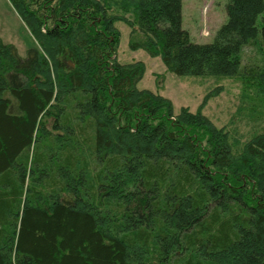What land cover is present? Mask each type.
I'll use <instances>...</instances> for the list:
<instances>
[{
	"label": "trees",
	"instance_id": "1",
	"mask_svg": "<svg viewBox=\"0 0 264 264\" xmlns=\"http://www.w3.org/2000/svg\"><path fill=\"white\" fill-rule=\"evenodd\" d=\"M8 1L36 45L0 38V264H264V130L235 151L117 58L125 23L133 51L264 107V0H229L207 44L182 0Z\"/></svg>",
	"mask_w": 264,
	"mask_h": 264
},
{
	"label": "rangeland",
	"instance_id": "2",
	"mask_svg": "<svg viewBox=\"0 0 264 264\" xmlns=\"http://www.w3.org/2000/svg\"><path fill=\"white\" fill-rule=\"evenodd\" d=\"M229 0H182V25L191 42L211 43L218 29L227 20L225 6ZM8 0H0V38L14 44L22 57L36 43L22 24ZM264 12L258 18V25ZM121 42L118 61L121 64L142 63L145 74L138 87L151 91L171 101L175 115L187 109L192 114L200 112L216 129L223 130L235 151H240L255 133L264 130V107L245 99L238 79L213 77H178L169 72L160 57H152L144 50L130 47L131 28L118 23ZM256 49H245L243 63L260 61Z\"/></svg>",
	"mask_w": 264,
	"mask_h": 264
},
{
	"label": "water",
	"instance_id": "3",
	"mask_svg": "<svg viewBox=\"0 0 264 264\" xmlns=\"http://www.w3.org/2000/svg\"><path fill=\"white\" fill-rule=\"evenodd\" d=\"M69 66L73 68L74 67V64H72L71 62H69Z\"/></svg>",
	"mask_w": 264,
	"mask_h": 264
},
{
	"label": "crops",
	"instance_id": "4",
	"mask_svg": "<svg viewBox=\"0 0 264 264\" xmlns=\"http://www.w3.org/2000/svg\"><path fill=\"white\" fill-rule=\"evenodd\" d=\"M16 13V12H15ZM18 16V15H17ZM22 24H23V22H22Z\"/></svg>",
	"mask_w": 264,
	"mask_h": 264
}]
</instances>
